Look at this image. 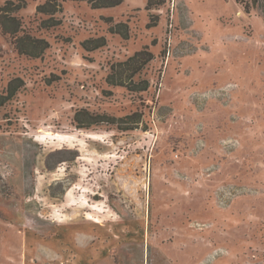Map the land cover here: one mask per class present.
<instances>
[{"label":"rangeland","instance_id":"obj_1","mask_svg":"<svg viewBox=\"0 0 264 264\" xmlns=\"http://www.w3.org/2000/svg\"><path fill=\"white\" fill-rule=\"evenodd\" d=\"M24 1L49 48L0 32V96L22 85L0 107V264H264V0H57L49 30L46 0ZM145 47V92L106 83ZM79 111L122 121L79 128Z\"/></svg>","mask_w":264,"mask_h":264},{"label":"trees","instance_id":"obj_2","mask_svg":"<svg viewBox=\"0 0 264 264\" xmlns=\"http://www.w3.org/2000/svg\"><path fill=\"white\" fill-rule=\"evenodd\" d=\"M70 2H84L90 9H106L121 5L124 0H64ZM165 0H147L146 10H151L157 6H162ZM24 0L11 1L7 0L0 6V32L3 36L7 35L12 38L11 44L18 55L28 58H40L43 53L49 48V43L46 39L36 38L29 34H25L22 30V23L15 14L25 8ZM62 12V6L57 0H46L43 4L37 5L35 15L45 16L41 19L38 28L41 30L54 29L61 24V20L57 15ZM108 32L118 35L122 40L129 38V28L126 23H113L112 18H107ZM157 24V19H150L148 28L154 27ZM106 45V39L102 37L88 38L81 43V47L86 52L98 50ZM153 59L152 53L145 47L140 51L135 52L125 61L113 63L110 65V71L106 76V83L111 86L125 87L130 92H145L149 88V83L146 80L135 82L133 79L139 75L145 66ZM18 79L11 80L6 88V94L0 96V107H3L7 102H10L15 94L21 89L22 85H17ZM49 83V82H48ZM22 84V83H21ZM82 115H85L81 118ZM130 118H132L130 116ZM75 124L79 128H90L94 125L104 123H118L122 119H114L101 115H92L87 111H79L75 113L73 118ZM85 120V121H83ZM139 123V119L134 121Z\"/></svg>","mask_w":264,"mask_h":264}]
</instances>
